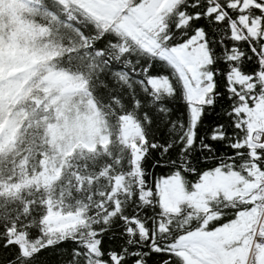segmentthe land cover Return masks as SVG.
Returning <instances> with one entry per match:
<instances>
[{
    "label": "snow or ice",
    "instance_id": "obj_1",
    "mask_svg": "<svg viewBox=\"0 0 264 264\" xmlns=\"http://www.w3.org/2000/svg\"><path fill=\"white\" fill-rule=\"evenodd\" d=\"M0 264H264V0H0Z\"/></svg>",
    "mask_w": 264,
    "mask_h": 264
}]
</instances>
